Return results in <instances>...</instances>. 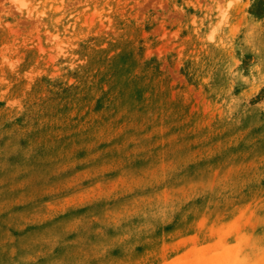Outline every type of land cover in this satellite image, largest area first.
<instances>
[{"label":"rangeland","instance_id":"374dc122","mask_svg":"<svg viewBox=\"0 0 264 264\" xmlns=\"http://www.w3.org/2000/svg\"><path fill=\"white\" fill-rule=\"evenodd\" d=\"M0 264H264V0H0Z\"/></svg>","mask_w":264,"mask_h":264}]
</instances>
